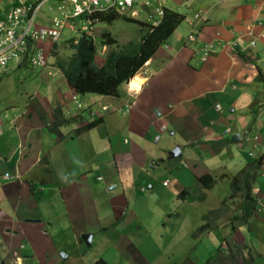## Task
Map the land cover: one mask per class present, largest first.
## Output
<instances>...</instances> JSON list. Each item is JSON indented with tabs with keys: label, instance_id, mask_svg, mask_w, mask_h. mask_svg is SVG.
Listing matches in <instances>:
<instances>
[{
	"label": "crops",
	"instance_id": "crops-1",
	"mask_svg": "<svg viewBox=\"0 0 264 264\" xmlns=\"http://www.w3.org/2000/svg\"><path fill=\"white\" fill-rule=\"evenodd\" d=\"M27 1L0 0V16L39 0ZM180 16L117 96L79 94L94 109L85 118L71 112L77 93L54 66L41 68L47 69L45 79L60 74L53 87L29 80V88L0 95V264H69L70 256L86 253L83 233L90 234L89 246L107 236L126 264H151L132 239L144 229V219L154 225L166 208L151 209L152 214L146 208L143 216L135 198L148 200L144 190L153 185H180L173 164L163 167L165 177L159 173L162 123L185 147V156L206 162L217 178L231 176L254 158L264 164V27L254 25L264 16V0H200L192 15ZM191 30L197 33L187 42ZM208 43L202 60L200 49ZM23 64L14 62L10 70ZM132 82L140 84L132 88ZM88 117L100 122L75 132ZM225 123L240 135L238 142L225 141ZM227 160L233 161L230 169ZM187 167L183 159L177 166ZM255 174L250 188L262 202L264 168ZM262 210L258 219L264 230Z\"/></svg>",
	"mask_w": 264,
	"mask_h": 264
},
{
	"label": "rangeland",
	"instance_id": "rangeland-1",
	"mask_svg": "<svg viewBox=\"0 0 264 264\" xmlns=\"http://www.w3.org/2000/svg\"><path fill=\"white\" fill-rule=\"evenodd\" d=\"M199 1L200 0H175V2L173 0H134L130 9L119 13L116 19L107 23L94 21L92 24H89V22L85 21L84 17L68 18L65 21L67 24L72 25L73 30L69 31L67 27L61 30V39L63 42L58 44L57 54L63 56L69 55L71 49L68 48V41L65 40L77 39L80 35L79 28L82 25H87L90 28L88 32L91 33L96 47L95 60L99 62L105 53L110 48H113V46L110 47L106 45L102 48L103 50L99 48L102 33H108L110 37L115 39L116 45L114 46H120L127 41L136 42L146 29L140 22L151 24L152 20L158 18L155 11L156 8L172 10L181 15L189 16L192 15L193 10L198 7ZM58 4L59 0H46L40 10L35 13L32 28L41 25L50 27V18L53 15H59ZM49 8L52 9L49 10ZM131 11H134L136 15L132 17L130 15ZM0 35L2 36L3 33H0ZM50 46L51 43L47 41L34 45L35 48L46 53V65L48 67L51 66V57L47 56ZM207 55H202L201 59L205 60ZM12 63L14 62L9 61L4 67L3 74L0 75V95H12L20 91V88L27 86L29 88L31 84L29 80L35 81L33 83L42 81L53 87L51 82L53 80V82H55L60 76L59 73H56L51 78L48 76V78L45 79L46 77L43 73L46 72L47 69L30 66L26 64L27 62L19 68L10 70V65H12ZM33 83L32 86L35 87ZM38 89H42V87ZM87 95L90 94L88 93ZM75 97L79 103V107H76L75 103H71V112L74 110V112L79 113L80 116L85 118L91 107L88 106V103H86L79 94ZM91 110L94 109L91 108ZM88 118V122H90L97 117ZM225 124L224 128L229 126L227 123ZM162 126L164 127V134L156 144L159 148H165L163 157H158L161 158L160 160H163V163H160L162 169L159 170V173H161L162 177H165L166 175H164L163 167H166L168 164H173L171 169L176 168V171L174 172L175 175L172 176L180 181L181 186L175 185L174 182L165 186V184L161 182L162 185L156 187L153 185V189L150 191V189H145L146 186H150L149 183L143 185L145 189L144 194L148 195L147 197H149V199L136 197L134 201V204L142 207L140 210L142 215L144 216V214L147 213L145 211L146 208L150 210L149 213L151 212V214V209L157 212L158 208L162 207L166 208V211L157 213L162 219L157 221L154 224L155 226L144 219V229H141V231L137 233V238L133 236L132 246L141 250L142 252H139L142 254V257L145 260L151 261V264H235L231 252L237 253L236 258L239 257L240 260L244 259L245 262L243 261L241 264H264V250L259 246L257 242L258 237L256 238L252 228L247 225L244 226V228L236 227L238 221L235 219L232 220L235 213L240 214L238 209H240L239 206L242 198H239L236 191H234V194L232 193V180L229 178V175L227 178H217L214 173L215 171L211 166L208 167L206 162L197 159L196 161L185 156V147L181 145L171 128L164 123L158 128ZM160 131L158 132L159 134L162 133ZM230 136L231 134L226 133L225 141H229ZM242 137H244L243 131L241 132V139ZM175 146L181 148V155L177 158L168 159L166 155L167 152ZM182 159L185 160V164L188 167L178 170L177 166ZM232 162V160H227L226 162L229 169L231 168ZM213 167L215 169L214 164ZM261 168H264V164L260 165L257 170ZM206 171L214 180V185L203 191L200 184L204 179H200V177L205 174L204 172ZM236 173L237 171L232 173L231 177H235ZM154 181L157 180L154 179ZM183 188L187 194L186 197L183 193L179 196L175 195L176 193L174 194L176 190L179 191ZM169 190L172 192L171 194ZM231 193L233 197H230ZM183 197L186 199L182 201ZM251 198L254 200L253 206L256 201L264 212V201L260 202V198L257 196H251ZM261 198L264 200L263 196ZM167 208L171 213L170 215L167 214ZM215 208H217L216 212H214L215 210L209 212ZM204 216H206L205 220L203 219ZM258 218V213L253 215L252 220L254 221L251 222V226L256 234L264 238V231L260 228L261 225H259ZM205 221L209 224L207 231L205 233L197 232L199 233L197 236H192V232ZM212 224L216 226L212 227ZM232 227H234V229H232ZM109 232L110 231H108V233ZM96 241L97 240L94 239V242L89 247H85L84 244H82L83 251H86V253L82 257L80 253L76 254V256H74L76 259L73 258V255L70 256L67 263L79 264V261L83 262V260L87 258V261L89 260L87 264H93L95 261L99 260L100 256L104 264L127 263L125 259L123 260L122 256L116 255L115 248L109 243L107 236L100 238L98 244ZM145 246H148V248H145ZM229 255L230 258H228ZM220 256H223V261L218 259ZM94 257L95 259L92 260L91 258Z\"/></svg>",
	"mask_w": 264,
	"mask_h": 264
},
{
	"label": "trees",
	"instance_id": "trees-1",
	"mask_svg": "<svg viewBox=\"0 0 264 264\" xmlns=\"http://www.w3.org/2000/svg\"><path fill=\"white\" fill-rule=\"evenodd\" d=\"M118 16L119 13L114 10H95L89 17L92 20V24L94 21L111 22ZM180 20L181 16L179 13L172 10H164L157 24L152 25L140 22L146 29L140 35L138 41H127L120 46H114L116 45L115 39L110 37L108 33H102L100 45L113 46V48H110L99 62L95 60L96 47L90 32L80 35L75 43H73V39L65 40L68 41V48L71 49L69 55L57 54L58 44L63 42L62 39H59L51 43L47 56L51 57V66L56 67L60 71L69 88L73 89L77 94L90 93L102 96H117L119 86L125 84L143 62L152 56L157 46L172 33ZM99 122L100 118H96L76 128L75 132L87 130ZM260 158L252 160L250 164L237 171L235 177L232 178V193L234 194V191H236L243 194L240 195V198H242L240 209H238L240 214L235 213L232 217V220L235 219L239 224L250 216L253 205V199L249 194L248 181L253 175L248 172V169H256L262 162ZM200 179H204L200 184L202 189L207 190L214 184V180L206 173ZM182 193L186 197L185 191L179 192L177 196ZM232 193L230 197H233ZM185 197L182 199H186ZM203 219L205 220L206 216ZM208 227L209 224L205 221L192 232V236L205 233ZM232 255L234 263L241 264L242 260L236 258L237 253L233 252ZM228 258H230V255ZM218 259L223 261L224 258L220 256ZM93 264H104V262L99 259Z\"/></svg>",
	"mask_w": 264,
	"mask_h": 264
},
{
	"label": "built area",
	"instance_id": "built-area-1",
	"mask_svg": "<svg viewBox=\"0 0 264 264\" xmlns=\"http://www.w3.org/2000/svg\"><path fill=\"white\" fill-rule=\"evenodd\" d=\"M46 0H40L33 7L24 6L22 4L12 7L0 16V71L4 69L9 61L22 62L34 67H44L45 57L43 51L35 48L34 45L40 42H54L61 37V30L65 27L69 31L73 30L72 25L67 24L65 20L68 18L84 17L86 22L91 24L90 15L93 11L115 10L117 12H125L132 6L134 0H59V15H53L50 18V27L43 25L32 28L34 15L38 8ZM56 6V7H57ZM64 7V8H63ZM52 8H49L51 10ZM158 17L163 14L162 8L155 9ZM134 14V12H130ZM196 16V15H195ZM153 25L157 21L152 22ZM257 27L264 26V17L254 23ZM89 26L82 25L79 28L80 35L89 31ZM195 30L187 35V41L194 40ZM248 35H252L249 31ZM79 35V36H80ZM74 43L76 40L73 41ZM249 46L253 47L254 41H249ZM211 44H205L200 49L201 56L207 55ZM3 177L8 178V174L4 173Z\"/></svg>",
	"mask_w": 264,
	"mask_h": 264
},
{
	"label": "clouds",
	"instance_id": "clouds-1",
	"mask_svg": "<svg viewBox=\"0 0 264 264\" xmlns=\"http://www.w3.org/2000/svg\"><path fill=\"white\" fill-rule=\"evenodd\" d=\"M39 1H40V0H39ZM108 10H109V9H108ZM162 10L164 11L163 8H162ZM114 11H115V10H114ZM116 12H117V11H116ZM131 12H134V11H131ZM117 13H121V12H117ZM130 15L133 17V16H135L136 14H135V12H134V14H131V13H130ZM263 17H264V16H263ZM263 17H262V19H263ZM160 18H161V17H158L156 20H153V21H157V22H158ZM260 20H261V19H260ZM256 21H257V20H256ZM151 24H152V23H151ZM152 25H153V24H152ZM254 25H255V24H254ZM256 27H257V26H256ZM263 27H264V26L259 27V28H263ZM191 31H192V30H191ZM191 31H190V32H191ZM250 31H251V30H250ZM87 32H88V31H87ZM87 32H86V33H87ZM190 32H189V33H190ZM251 32H252V31H251ZM189 33H188V34H189ZM196 33H197V32L195 31L194 38H195ZM188 34H187V35H188ZM187 35H186V41H187ZM251 36H252V35H251ZM78 37H79V36H78ZM59 39H61V37H60ZM59 39H58V40H59ZM58 40H56V41H58ZM74 40H76V39H73V41H74ZM193 41H194V40H193ZM193 41H191V42H193ZM54 42H55V41H54ZM187 42H189V41H187ZM51 43H53V42H51ZM73 43H74V42H73ZM99 48L102 49V48H104V46H101V45L99 44ZM102 50H103V49H102ZM43 53H44V52H43ZM200 53H201V52H200ZM45 55H46V53H44V57H45ZM146 61H147V60H146ZM146 61H145V62H146ZM22 62L25 63L26 61L24 60V61H22ZM145 62H143V64H144ZM19 63H21V62H19ZM143 64H142V65H143ZM28 65H29V64H28ZM30 66H31V65H30ZM44 66H46V57H45V65H44ZM41 68H42V67H41ZM139 68H140V67H139ZM137 70H138V69H137ZM137 70H136V71H137ZM142 72H143V71H142ZM135 73H136V72H135ZM135 73H134V74H135ZM134 74H133V75H134ZM133 75H132V76H133ZM132 76H131V77H132ZM131 77H130V78H131ZM130 78H129V79H130ZM129 79H128V80H129ZM128 80H127V82H128ZM127 82H126V83H127ZM126 83H125V84H126ZM71 100L76 104V107H79V103L75 100V97H74V96H72ZM225 132H226V133H229V134H231V135H233V134H238V133H231V132H230V129H228V128L225 129ZM238 136H239V139H240V135H239V134H238ZM229 141H230V140H229ZM238 141H239V140H238ZM238 141H237V142H238ZM231 143H232V142H231ZM235 143H236V142H235ZM262 144L264 145V140H263ZM175 147H176V146H175ZM251 147H252L251 149H254V148L256 147V145H255V138H254V141H253L252 144H251ZM179 150H180V149H179ZM247 155H248V156H251V155H252V152L249 151V152L247 153ZM179 156H180V155H179ZM179 156H178V157H179ZM174 158H176V157H174ZM254 160H255V158H254ZM261 164H262V162H261ZM261 164H259V166H260ZM259 166H258V167H259ZM258 167H257V168H258ZM257 168H256V169H253V170H252V169H248V172H250V173L253 175V176L250 177L249 180H248V181H249V194H250V196H255V195L253 194V192H251L252 190H251V188H250V185H251V184L253 183V181H254V178H255V176H256L255 172L257 171ZM249 170H252V171H249ZM206 174H207V173H206ZM208 175H209V174H208ZM211 178H212V177H211ZM229 178H231V180H232L233 177L229 176ZM213 185H214V184H213ZM213 185H212V186H213ZM203 191H205V189H203ZM202 193H204V192H202ZM237 193H238V195H239V198H240V195H243L242 192H237ZM202 195H203V194H202ZM240 199H241V198H240ZM253 201H254V200H253ZM213 210H216V211H217V208L212 209L211 211H213ZM261 210H262V209L258 206V204H257L256 201H255V202H254V206L252 205V208H251V211H250V216H249L248 218H246L242 223H240V224L237 223L238 225H237L236 227H239V228L242 227V228H244V226H246V225H247V226H250V227L252 228V231H253V233L255 234L256 238L258 237V238H257L258 241H257L256 239H253V240H256V241L258 242L259 246L262 247V245H261L260 242H261V241L264 242V238H262L259 234H256L255 230H254L253 227L251 226V225H252L251 222L254 221V220H252L253 215L256 214V213H258V215H259V213L261 212ZM262 212H263V211H262ZM263 213H264V212H263ZM214 226H216V225H215V224H212V227H214ZM242 228H241V229H242ZM261 229H262V228H261ZM263 231H264V230H263ZM259 241H260V242H259ZM253 242H254V241H253ZM262 249L264 250V247H262ZM232 253H233V252H232ZM238 259H239V257H238ZM243 261H244V259L242 260V262H243ZM244 262H245V261H244ZM246 263H248V262H246Z\"/></svg>",
	"mask_w": 264,
	"mask_h": 264
},
{
	"label": "water",
	"instance_id": "water-1",
	"mask_svg": "<svg viewBox=\"0 0 264 264\" xmlns=\"http://www.w3.org/2000/svg\"><path fill=\"white\" fill-rule=\"evenodd\" d=\"M230 142L235 143L239 140L238 134H233L230 136ZM180 155V150L178 147H173L169 152H168V157L169 158H174L178 157ZM80 239L82 240V243L85 246H89L90 244V234L88 233H83L80 235Z\"/></svg>",
	"mask_w": 264,
	"mask_h": 264
},
{
	"label": "bare ground",
	"instance_id": "bare-ground-1",
	"mask_svg": "<svg viewBox=\"0 0 264 264\" xmlns=\"http://www.w3.org/2000/svg\"><path fill=\"white\" fill-rule=\"evenodd\" d=\"M135 76H136V75H134L133 78H134ZM133 78H131L130 81H131ZM139 84H140V83H138V82H132V83H131V87H132V88H133V87L135 88V87H137Z\"/></svg>",
	"mask_w": 264,
	"mask_h": 264
}]
</instances>
